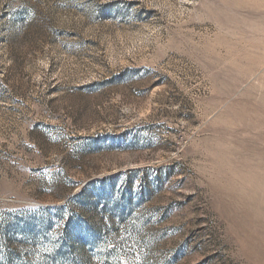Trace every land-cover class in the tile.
Wrapping results in <instances>:
<instances>
[{
  "label": "rangeland",
  "instance_id": "1",
  "mask_svg": "<svg viewBox=\"0 0 264 264\" xmlns=\"http://www.w3.org/2000/svg\"><path fill=\"white\" fill-rule=\"evenodd\" d=\"M0 264H264V0H0Z\"/></svg>",
  "mask_w": 264,
  "mask_h": 264
}]
</instances>
